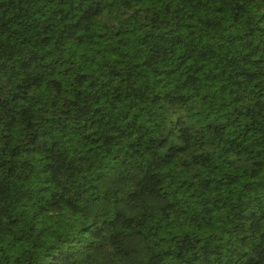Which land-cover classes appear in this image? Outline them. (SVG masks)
<instances>
[{
    "label": "trees",
    "instance_id": "trees-1",
    "mask_svg": "<svg viewBox=\"0 0 264 264\" xmlns=\"http://www.w3.org/2000/svg\"><path fill=\"white\" fill-rule=\"evenodd\" d=\"M0 264H264V0H0Z\"/></svg>",
    "mask_w": 264,
    "mask_h": 264
}]
</instances>
